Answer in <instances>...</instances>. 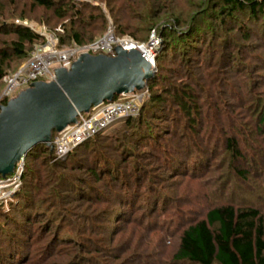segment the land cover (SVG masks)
<instances>
[{
    "label": "rangeland",
    "instance_id": "obj_1",
    "mask_svg": "<svg viewBox=\"0 0 264 264\" xmlns=\"http://www.w3.org/2000/svg\"><path fill=\"white\" fill-rule=\"evenodd\" d=\"M77 1L86 12L99 7L106 14L95 38L137 42L151 33L137 39L119 35L110 12L117 0L111 6L106 0ZM190 1L203 4L194 9L200 14L194 30L165 24L164 36L153 31L144 42L153 75L130 92L143 95L131 125L119 119L99 125L91 137L61 153L51 143H46L51 150L26 152L11 193L0 201V261L7 257L2 253L18 249L20 255L5 264H180L173 257L182 229L209 207L232 203L264 211V134L258 121L264 113V9L255 18L247 10L227 17L220 11L222 0ZM86 2L91 6L81 4ZM22 11L24 22L56 37L71 22L42 8ZM13 37L1 33L0 42ZM47 42L36 44L27 57L13 58L9 76L26 69L39 50L58 46L72 65L87 45ZM62 64L59 57L50 59L51 70ZM32 84L11 90L7 79L0 81V115ZM178 85L190 86L197 96L193 137L203 147L210 144L206 156L178 152L192 141L185 138L190 132L184 112L169 96L164 108H150L153 92ZM228 118L239 119L243 130L242 156L233 166L217 124ZM87 141L89 146L79 148Z\"/></svg>",
    "mask_w": 264,
    "mask_h": 264
},
{
    "label": "trees",
    "instance_id": "obj_2",
    "mask_svg": "<svg viewBox=\"0 0 264 264\" xmlns=\"http://www.w3.org/2000/svg\"><path fill=\"white\" fill-rule=\"evenodd\" d=\"M106 1L111 6L116 0ZM117 2L115 6H111L110 12L115 23H119L118 33L134 39H137V34L144 35L150 31L164 36L165 24L179 27L187 24V29L194 30L200 16L195 13V8L199 5V8L203 6L202 1L194 4L190 0H117ZM222 2L225 6L221 7L220 11L222 13L227 11L225 14L227 17L233 12L247 10L255 18L256 14H261L264 9V0H222ZM78 4L77 0H0V34L12 33L14 35L13 38L2 39L0 42V81L10 74V61L13 58L27 57L36 44L46 42L43 34L24 22L26 18L22 14V9L25 6H30L34 10L42 8L43 11L49 12L56 18L70 19L69 26L63 27L66 32L57 35L59 47L68 43L88 45L99 39L95 38V33L104 29L106 14L99 7H93L91 11L86 12L83 7L79 8ZM81 4L91 6L87 2ZM96 11L97 14H95ZM15 17L19 20L16 21ZM231 29H236V27L233 26ZM151 33L144 41L137 42L150 41ZM188 85L164 87L162 91L153 92L149 98V105L150 108L162 109L166 100L165 96H169L184 112L187 118V130L190 132L185 138L192 141V144L181 145L178 152L181 155L194 152L206 156L211 151L210 144L203 147L199 145V139L193 137L198 132L195 129L198 121V115L195 112L200 111L194 109L193 101L197 102L195 99L197 96ZM6 102L4 100L5 104ZM199 118L201 120V113H199ZM119 120L131 125L134 117L130 115ZM238 121L239 119L232 118L217 121V124L221 125L219 130L223 135L225 134L224 148L233 157L231 166L242 156L239 135L243 130ZM258 121L261 128L260 133L264 134L261 126L264 124V113L259 115ZM209 137L212 138L211 135L208 139ZM90 143L91 141L82 143L79 148L89 146ZM46 146V143H39L33 146L29 153L33 154L38 148ZM48 150H51V146ZM262 165L264 167V158ZM235 172L245 173L242 169L235 170ZM12 251L2 253L7 257L1 258L0 264L12 262L13 258H17L21 253L18 249ZM173 258L180 264H264V211L254 206H236L232 203L209 207L200 219L189 222L182 229L178 248Z\"/></svg>",
    "mask_w": 264,
    "mask_h": 264
},
{
    "label": "water",
    "instance_id": "obj_3",
    "mask_svg": "<svg viewBox=\"0 0 264 264\" xmlns=\"http://www.w3.org/2000/svg\"><path fill=\"white\" fill-rule=\"evenodd\" d=\"M153 75L141 48L116 50L115 56L84 54L70 69H57L56 80L35 81L0 115V174L33 146L50 144L52 132L75 121L103 101L142 86Z\"/></svg>",
    "mask_w": 264,
    "mask_h": 264
},
{
    "label": "built area",
    "instance_id": "obj_4",
    "mask_svg": "<svg viewBox=\"0 0 264 264\" xmlns=\"http://www.w3.org/2000/svg\"><path fill=\"white\" fill-rule=\"evenodd\" d=\"M29 25L48 39L47 45L50 42L56 45L58 39L54 34H49L46 29L38 28L31 24ZM151 43H154V40H152ZM57 47L54 46V49L48 52L45 50L34 52L27 60L26 69H20L16 73L4 77L7 79L8 89L12 90L31 82L42 81L44 77H49V81H55L57 69H70L72 65L70 63V58H68L69 56L58 51L59 49H57ZM118 48L125 51L141 48L144 53V51L147 50V45L145 43L120 40L112 35H106L86 45L84 51L80 52L76 58L79 60L84 54L115 56ZM56 57H59L63 64L51 70L50 59ZM145 57L149 63H152V58ZM130 92H123L110 102L103 101L96 106H92L91 108L95 111L88 118L84 116L85 111L77 112L74 122L68 124L61 130H54L55 132L51 136L50 143L59 153L72 150L77 144L91 137L96 132L99 125L133 115L138 111L143 101V95L134 94L131 96ZM23 159L24 156L15 163L13 169L14 176H0V201L6 199L11 193L10 189L18 179L17 173H20Z\"/></svg>",
    "mask_w": 264,
    "mask_h": 264
},
{
    "label": "bare ground",
    "instance_id": "obj_5",
    "mask_svg": "<svg viewBox=\"0 0 264 264\" xmlns=\"http://www.w3.org/2000/svg\"><path fill=\"white\" fill-rule=\"evenodd\" d=\"M147 52H148L147 50L144 51V55H145V56H147ZM148 58H149V57H148Z\"/></svg>",
    "mask_w": 264,
    "mask_h": 264
}]
</instances>
